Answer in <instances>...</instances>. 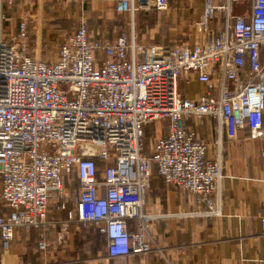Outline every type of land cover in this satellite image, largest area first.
<instances>
[{
  "label": "built area",
  "instance_id": "2783aa9c",
  "mask_svg": "<svg viewBox=\"0 0 264 264\" xmlns=\"http://www.w3.org/2000/svg\"><path fill=\"white\" fill-rule=\"evenodd\" d=\"M0 0V245L8 251L16 228L47 225L51 200L74 207L57 240L71 228L95 225L110 257L144 254L155 237L144 205L153 169L195 195V215H223V133L248 128L264 135V0H223L224 24L207 44L136 46L122 32L114 41L91 38L86 16L59 46L56 61L30 51L28 19L7 36ZM131 12L167 10L169 0H122ZM250 1L248 14L233 5ZM143 54L142 61L137 59ZM195 74L209 91L193 100L180 79ZM217 122V152L187 120ZM166 122L153 156L144 152L145 127ZM98 160L105 162L100 167ZM75 173L76 195L67 183ZM264 180V179H263ZM135 221V232L129 222ZM46 240L39 242L47 250Z\"/></svg>",
  "mask_w": 264,
  "mask_h": 264
},
{
  "label": "crops",
  "instance_id": "0c3cea01",
  "mask_svg": "<svg viewBox=\"0 0 264 264\" xmlns=\"http://www.w3.org/2000/svg\"><path fill=\"white\" fill-rule=\"evenodd\" d=\"M43 1L42 14L39 4L36 11L26 10L22 0H10L13 10L7 17L5 31L9 36L17 34L19 22L28 19L30 50L37 46L41 50H57L54 59H46L49 61L57 60L59 46L83 16L88 20L93 40L114 41L125 32L136 46L207 44L215 40L225 21L223 0H169L167 10L134 13L125 8L122 0ZM238 7L241 5H233L235 14L249 13L250 6L241 12ZM137 59L142 61L143 54H138ZM180 89L183 96L193 100L210 90L195 74L182 76ZM187 123L210 143L208 157L214 158L215 140L219 138L216 120L207 116L202 120L189 118ZM146 130L152 132L154 140L148 152H144L153 156L157 140L167 136L168 130L164 121L148 124ZM222 139L225 160L222 216L195 215V195L167 184L154 168L144 205L145 213L154 216L148 221L156 240L152 251L110 257L106 236L95 225L77 228L73 225L68 240L60 242L58 231L74 201L65 209H58V202L53 199L46 226L30 230L18 227L10 249L5 251L0 245V264H264V135L252 137L245 128L234 139L226 133ZM67 186L76 195L80 187L78 177L72 178ZM129 225L135 232L137 223L130 221ZM42 240L49 243L47 250L39 249Z\"/></svg>",
  "mask_w": 264,
  "mask_h": 264
},
{
  "label": "rangeland",
  "instance_id": "374dc122",
  "mask_svg": "<svg viewBox=\"0 0 264 264\" xmlns=\"http://www.w3.org/2000/svg\"><path fill=\"white\" fill-rule=\"evenodd\" d=\"M11 1H14V0H11ZM22 1H23V5H24V7H25L26 10H27V8H32V9L35 10V8L38 7V4H39V6H40V8H41V12H42V14L44 13V9H43V8H44V4H45V2H44L43 0H28V1H26V0H22ZM36 1H37V2H36ZM38 2H39V3H38ZM1 3H2V5H3V9H4L5 14H7L6 17L10 16V14L12 13V10H13V5H12V3L10 2V0H2ZM20 3H21V2H20ZM249 3H250V1H245V2L243 3V5H241V8L238 7L237 10H239V11L241 12V10H243V8L246 9V7L250 6ZM35 11H36V10H35ZM23 19H26V18H23ZM8 22H9L8 20L5 21V23H8ZM5 23H4V27H5ZM6 31H7V30H6ZM7 35H8V34H7ZM8 36H9V35H8ZM29 53H30L31 55L35 54V50H34V48L31 49V50L29 51ZM40 53H41V57H42L43 59H45V60H46V59H54L55 56H56L57 50L54 51L53 48H52V49L45 48V50H41ZM46 55H47V56H46ZM51 55H52V56H51ZM49 56H51V58H50ZM53 57H54V58H53ZM54 61H56V60H54ZM165 123H166V122H165ZM151 136H152V132L146 130V131H145V136H144V138H143V140H144V145H145V152H146V151L148 152V150H149L150 147H151L152 141L154 140V138H151ZM99 165H100V167L102 168V167L105 165V163L99 161ZM75 176H76V174L73 173L72 176H71V179H72V178H75ZM1 209H7V208H6L5 204H4V202H3V201L1 200V198H0V210H1Z\"/></svg>",
  "mask_w": 264,
  "mask_h": 264
},
{
  "label": "trees",
  "instance_id": "16d2710c",
  "mask_svg": "<svg viewBox=\"0 0 264 264\" xmlns=\"http://www.w3.org/2000/svg\"><path fill=\"white\" fill-rule=\"evenodd\" d=\"M99 161L100 162H103V161H101V160H98V164H99ZM103 163H105V162H103ZM105 166V165H104ZM8 211V209H1L0 210V214H3V213H5V212H7Z\"/></svg>",
  "mask_w": 264,
  "mask_h": 264
}]
</instances>
